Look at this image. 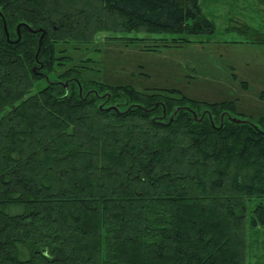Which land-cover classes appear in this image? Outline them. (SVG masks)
<instances>
[{
	"label": "trees",
	"instance_id": "obj_1",
	"mask_svg": "<svg viewBox=\"0 0 264 264\" xmlns=\"http://www.w3.org/2000/svg\"><path fill=\"white\" fill-rule=\"evenodd\" d=\"M199 1L0 0V264H248L263 129L220 126L178 90L102 83L126 110L76 79L34 92L60 44L93 43L121 18L128 32L213 33Z\"/></svg>",
	"mask_w": 264,
	"mask_h": 264
},
{
	"label": "rangeland",
	"instance_id": "obj_2",
	"mask_svg": "<svg viewBox=\"0 0 264 264\" xmlns=\"http://www.w3.org/2000/svg\"><path fill=\"white\" fill-rule=\"evenodd\" d=\"M199 4L215 26L213 33L128 32L119 29L125 22L121 18L115 31L99 32L93 43L60 44L61 58L34 92L51 84L66 89L76 79L80 93L85 89L87 95L109 102L104 105L126 110L132 107V101L126 96L114 97L122 93L102 83L129 86L140 92L178 90L201 103L193 106L197 115H210L220 126L234 118L264 130V41L256 40L258 35L264 37V0H200ZM94 23L91 20L90 25ZM71 69L81 74L69 75ZM205 102L230 104L223 110V106L212 108ZM154 108L161 114L158 105ZM162 118L169 119L167 115ZM258 204H264V198L253 199L251 210ZM251 224L247 263L264 264V226Z\"/></svg>",
	"mask_w": 264,
	"mask_h": 264
},
{
	"label": "water",
	"instance_id": "obj_3",
	"mask_svg": "<svg viewBox=\"0 0 264 264\" xmlns=\"http://www.w3.org/2000/svg\"><path fill=\"white\" fill-rule=\"evenodd\" d=\"M232 120L234 121V122H242V121H240V120H237V119H234V118H232Z\"/></svg>",
	"mask_w": 264,
	"mask_h": 264
}]
</instances>
